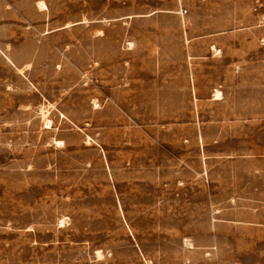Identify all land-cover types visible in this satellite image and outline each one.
<instances>
[{"label":"rangeland","instance_id":"1","mask_svg":"<svg viewBox=\"0 0 264 264\" xmlns=\"http://www.w3.org/2000/svg\"><path fill=\"white\" fill-rule=\"evenodd\" d=\"M0 264H264V0H0Z\"/></svg>","mask_w":264,"mask_h":264},{"label":"bare ground","instance_id":"2","mask_svg":"<svg viewBox=\"0 0 264 264\" xmlns=\"http://www.w3.org/2000/svg\"><path fill=\"white\" fill-rule=\"evenodd\" d=\"M217 96H219V94L217 95ZM219 98V97H218ZM49 125V124H48Z\"/></svg>","mask_w":264,"mask_h":264}]
</instances>
